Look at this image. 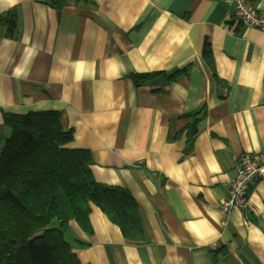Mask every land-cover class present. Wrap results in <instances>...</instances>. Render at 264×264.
<instances>
[{
  "label": "crops",
  "instance_id": "obj_1",
  "mask_svg": "<svg viewBox=\"0 0 264 264\" xmlns=\"http://www.w3.org/2000/svg\"><path fill=\"white\" fill-rule=\"evenodd\" d=\"M14 10V35L0 22V155L6 113L59 111L96 180L139 203L143 240L95 204L92 234L70 222L81 262L264 264V179L246 210L220 209L235 157L264 151V30L221 0H0V16Z\"/></svg>",
  "mask_w": 264,
  "mask_h": 264
},
{
  "label": "trees",
  "instance_id": "obj_2",
  "mask_svg": "<svg viewBox=\"0 0 264 264\" xmlns=\"http://www.w3.org/2000/svg\"><path fill=\"white\" fill-rule=\"evenodd\" d=\"M51 2L61 7L66 0ZM0 22L14 35L17 11L0 16ZM204 55L211 61L207 42ZM183 71H172L168 79ZM161 75L165 73L132 77L140 85ZM4 117L11 134L0 155V264H83L66 231L75 220L85 232L93 233L92 204L117 224L127 239H144L136 197L126 187L96 180L92 153L67 146L74 134L63 126L59 111L6 113ZM196 122L190 126L191 138L197 132Z\"/></svg>",
  "mask_w": 264,
  "mask_h": 264
},
{
  "label": "built area",
  "instance_id": "obj_3",
  "mask_svg": "<svg viewBox=\"0 0 264 264\" xmlns=\"http://www.w3.org/2000/svg\"><path fill=\"white\" fill-rule=\"evenodd\" d=\"M233 9L238 22L250 28L264 30V10L254 0H221ZM236 175L230 181L227 196L220 209L228 214L234 209L246 210L251 189L264 179V151L244 152L235 157Z\"/></svg>",
  "mask_w": 264,
  "mask_h": 264
}]
</instances>
